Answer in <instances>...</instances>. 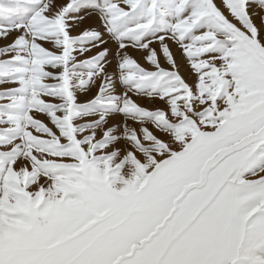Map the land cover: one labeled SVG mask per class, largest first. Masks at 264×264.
<instances>
[{
	"label": "snow or ice",
	"instance_id": "obj_1",
	"mask_svg": "<svg viewBox=\"0 0 264 264\" xmlns=\"http://www.w3.org/2000/svg\"><path fill=\"white\" fill-rule=\"evenodd\" d=\"M0 41V264H264V0H0Z\"/></svg>",
	"mask_w": 264,
	"mask_h": 264
},
{
	"label": "rangeland",
	"instance_id": "obj_2",
	"mask_svg": "<svg viewBox=\"0 0 264 264\" xmlns=\"http://www.w3.org/2000/svg\"><path fill=\"white\" fill-rule=\"evenodd\" d=\"M98 23V21H87L86 23H85V25H84V27H88V26H94L95 24H97ZM74 34H78V33H74ZM3 43V41H0V44H2ZM173 51L176 53V55L177 56H180L181 55V53H180V51L176 48V46L175 45H173ZM180 64H181V72L182 73H184V72H186L187 71V64H186V62L185 61H183V60H181L180 61Z\"/></svg>",
	"mask_w": 264,
	"mask_h": 264
}]
</instances>
